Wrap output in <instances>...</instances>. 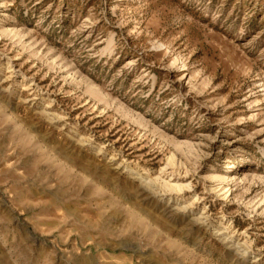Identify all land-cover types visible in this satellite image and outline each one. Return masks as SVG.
Wrapping results in <instances>:
<instances>
[{
	"label": "rangeland",
	"instance_id": "obj_1",
	"mask_svg": "<svg viewBox=\"0 0 264 264\" xmlns=\"http://www.w3.org/2000/svg\"><path fill=\"white\" fill-rule=\"evenodd\" d=\"M0 264H264V0H0Z\"/></svg>",
	"mask_w": 264,
	"mask_h": 264
},
{
	"label": "bare ground",
	"instance_id": "obj_2",
	"mask_svg": "<svg viewBox=\"0 0 264 264\" xmlns=\"http://www.w3.org/2000/svg\"><path fill=\"white\" fill-rule=\"evenodd\" d=\"M186 187H189L188 185H185V184H180V183H177L173 189L174 190H177V191H183Z\"/></svg>",
	"mask_w": 264,
	"mask_h": 264
}]
</instances>
